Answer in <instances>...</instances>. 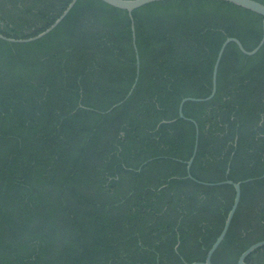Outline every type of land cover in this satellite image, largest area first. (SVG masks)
<instances>
[{
  "label": "trees",
  "instance_id": "16d2710c",
  "mask_svg": "<svg viewBox=\"0 0 264 264\" xmlns=\"http://www.w3.org/2000/svg\"><path fill=\"white\" fill-rule=\"evenodd\" d=\"M72 0H0V34L28 39ZM264 4V0H256ZM79 0L30 43L0 39V264L205 262L264 241L263 16L221 0L133 12ZM125 101L111 110L115 105ZM199 145L188 175V161ZM248 264H264V248Z\"/></svg>",
  "mask_w": 264,
  "mask_h": 264
},
{
  "label": "water",
  "instance_id": "95a60500",
  "mask_svg": "<svg viewBox=\"0 0 264 264\" xmlns=\"http://www.w3.org/2000/svg\"><path fill=\"white\" fill-rule=\"evenodd\" d=\"M79 0H72L71 3L68 5V7L65 9V11L62 13V15L54 22V24H52L48 29H46L45 31H43L42 33L38 34L35 37L32 38H28V39H13V38H8L2 34H0V39L10 42V43H30V42H35L37 40H40L44 37H46L48 34H50L53 30H55L61 23L62 21L68 16V14L71 12V10L74 8V6L77 4ZM103 2H105L106 4L115 7L117 9H121V10H125L129 13V16L131 18L132 21V31H133V43H134V47L137 53V66H138V72H137V77L135 80V83L128 95V97L126 98V100L132 95L133 91L135 90L138 81H139V75H140V57L138 54V49H137V45H136V28H135V21H134V17H133V12L137 9L142 8L143 6L149 5L151 3H155V2H160V1H165V0H101ZM221 1H226L229 3H233L237 6L246 8L248 10H251L261 16H263L264 18V4L256 1V0H221ZM230 43H236L238 45V47L240 48V50L247 56H254L256 55L259 50L263 47L264 45V20H263V37L262 40L260 42V44L258 45V47L256 49H254L253 51H248L244 48L243 44L241 43V41H239L236 38H229L225 41V43L222 45V48L218 54V58L214 67V73H213V89H212V94L205 99H196V98H185L179 107V114L181 118H184V105L187 102H208L210 101L216 94L217 92V85H218V70H219V66L222 60V57L224 55V52L227 48V46ZM125 101L115 105L111 110H109L107 113L111 112L113 109H115L116 107L120 106L121 104H123ZM198 145H199V129L197 128V139H196V144H195V151L194 154L192 156V158L190 159V161H188L187 165H188V175L190 178L193 179L190 170L191 167L193 165V162L195 160L196 154H197V150H198ZM223 184H229V185H233L236 189V197H235V201L233 204V207L229 213V216L226 220L224 229L221 233V235L219 236V238L217 239V241L215 242V244L213 245V247L210 249V251L208 252L207 258L205 260V262H195L192 264H213L212 263V258L213 255L215 254V252L217 251V249L219 248V246L221 245V243L223 242V240L225 239L230 226L232 224V221L234 219V216L238 210L240 201H241V196H242V183H234L233 181H225V182H221L218 184H211V185H223ZM260 248H264V241H261L259 243H256L255 245L251 246L248 250H246L239 258V261L237 264H248L246 262L247 258L256 250L260 249Z\"/></svg>",
  "mask_w": 264,
  "mask_h": 264
}]
</instances>
